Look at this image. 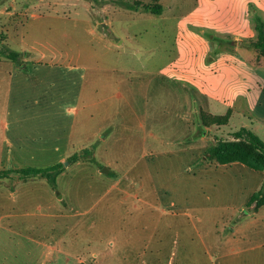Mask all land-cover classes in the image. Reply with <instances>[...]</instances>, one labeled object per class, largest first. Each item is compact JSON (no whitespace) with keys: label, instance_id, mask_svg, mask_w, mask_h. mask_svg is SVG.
I'll return each mask as SVG.
<instances>
[{"label":"rangeland","instance_id":"obj_1","mask_svg":"<svg viewBox=\"0 0 264 264\" xmlns=\"http://www.w3.org/2000/svg\"><path fill=\"white\" fill-rule=\"evenodd\" d=\"M32 1L0 0V171L63 169L0 180V264H264V172L208 158L242 127L264 141L253 43L224 66L259 0Z\"/></svg>","mask_w":264,"mask_h":264},{"label":"trees","instance_id":"obj_2","mask_svg":"<svg viewBox=\"0 0 264 264\" xmlns=\"http://www.w3.org/2000/svg\"><path fill=\"white\" fill-rule=\"evenodd\" d=\"M135 5V4H134ZM138 5V3H136ZM140 5V4H139ZM127 9H139L138 6L128 5ZM144 10L151 11L153 14H161L160 7L143 6ZM254 25L257 33L256 40L252 46L257 50L260 57H264V20L261 16L254 17ZM19 54L14 51H9L8 59L16 62ZM231 113L228 112L224 116H211V122L204 121V126L212 125L224 126L227 125ZM234 139L231 141L218 140L215 146L209 149L208 158L215 161L219 165L241 164L252 170L264 172V141L251 130L241 128L233 133ZM79 155L72 156V161L77 162ZM63 165H58L46 168H27L21 170L0 171V178H9L11 175H17L21 180L41 177L47 179L50 183L55 184L57 176L62 172ZM248 205L254 206L255 210L264 206V180L261 189L254 193Z\"/></svg>","mask_w":264,"mask_h":264},{"label":"crops","instance_id":"obj_3","mask_svg":"<svg viewBox=\"0 0 264 264\" xmlns=\"http://www.w3.org/2000/svg\"><path fill=\"white\" fill-rule=\"evenodd\" d=\"M32 1V0H31ZM64 0H56L55 1V3H53V2H51V1H49V0H46V1H44V2H40V3H42L41 5L43 6V7H47V8H39V9H42V12H43V14H44V12H46V13H49L50 11H53L54 9H51V6L52 5H55V4H59V3H64L63 2ZM34 2L32 1L31 2V4H33ZM40 5V4H39ZM32 9L33 10H35V8L34 7H32ZM86 9H87V12L88 13H91L90 12V10H91V3H89V2H87V4H86ZM107 9V8H106ZM255 10H258V11H260L259 13H258V15L259 16H261L262 18H263V20H264V0H259V3L256 5V9ZM255 13H256V11H255ZM120 14V13H119ZM123 15V14H122ZM8 16H9V13H8ZM32 16V18L33 19H40V16H38V14H32L31 15ZM253 16L254 15H252V16H250V13H248L247 14V16L246 17H252L253 18ZM256 16V15H255ZM42 17V16H41ZM48 17V16H47ZM112 25V23L108 20V19H106V23L104 22V23H102L103 24V26H105V24L107 25V24H109V23ZM254 24V23H253ZM254 29H255V25H254V27H253ZM256 31V30H255ZM255 33V32H254ZM248 33V35H246V36H248L249 37V39L248 40H242L239 36H236L235 37V40H234V44H233V49H232V52L235 54H237L236 56H233V57H231V59H230V62L232 61V63H231V65H229V66H227V65H224L227 69H232L233 68V65L234 64H236L235 62H242V64L243 63H245L246 61H244V59L242 58V56H240L239 55V53L241 52V51H245V50H247V49H250L248 46H245V45H243L242 43L244 42V41H249V43H251V42H254L255 40H256V37H257V33ZM243 49H242V48ZM254 52H252V54L249 56V60H250V62L252 63V65H254L255 66V68L257 69L256 71H255V76H257V78L259 79L258 81H262V85L261 86H259V84L261 83V81H260V83H258L257 82V84L255 85V87H258L259 88V92H258V94H257V96H256V101H255V108H254V115H255V117H256V122L258 123V124H260V125H262V126H264V106H263V104H262V102H264V80L261 78V76L262 77H264V58H259V54H258V52L254 49L253 50ZM26 53H29L28 51L26 52ZM177 54H178V57L180 58V54H181V50L179 49V48H177ZM43 54H42V56H41V58L40 59H38L39 61H36V60H30L28 63L29 64H35V65H40L41 63H43V60H41L42 58H43ZM8 62L9 61H11V60H7ZM11 62H13V63H15L14 61H11ZM51 63H55V62H53V61H50ZM16 64V63H15ZM46 64H48V63H46ZM23 67L25 68V66L23 65ZM22 67V68H23ZM77 68H78V66H77ZM82 68H85V67H82ZM200 79V78H199ZM199 79H198V77L197 76H191V78H190V82L192 83V84H195V86H197L198 87V91H200L199 93H200V95H207L208 94V92H207V90L204 88V86H203V83L201 82L200 83V81H199ZM202 112H204V113H207V115H210V116H224V115H214V114H212V113H209V112H206V111H204V110H202ZM228 112H230L231 113V115H230V119H229V122H228V124L227 125H224V126H218V129H220V128H223V127H226V126H228L229 125V123H230V120H231V118H232V110H229ZM227 112V113H228ZM226 113V114H227ZM225 114V115H226ZM205 128H207L208 130H209V127H206L205 126ZM242 128H246V127H242ZM241 129V128H240ZM239 129V130H240ZM246 129H248V130H251V129H249V128H246ZM102 130V129H101ZM239 130H236V131H231L230 133H229V135H231V134H233V133H235V132H237V131H239ZM254 129H252L251 131L252 132H254L253 131ZM255 133V132H254ZM256 134V133H255ZM257 135V134H256ZM215 146V145H214ZM215 162V161H214ZM216 163V162H215ZM217 164V163H216ZM219 165V164H218ZM232 165H234V164H232ZM222 167H227V166H231V165H221ZM107 169V168H106ZM105 169V170H106ZM255 171V170H254ZM105 173H107V172H105ZM14 176H17V175H11L9 178L7 177V178H0V180L1 179H11V178H13ZM18 177V176H17ZM19 178V177H18ZM20 179V178H19ZM45 179V178H44ZM21 180V179H20ZM27 180H29V179H27ZM27 180H23V181H27ZM262 184H263V182H262ZM262 187V186H261ZM252 207H254V206H252ZM4 211V206L2 205V204H0V212H3Z\"/></svg>","mask_w":264,"mask_h":264},{"label":"water","instance_id":"obj_4","mask_svg":"<svg viewBox=\"0 0 264 264\" xmlns=\"http://www.w3.org/2000/svg\"><path fill=\"white\" fill-rule=\"evenodd\" d=\"M66 165H67V163H66ZM104 172H106V171H104Z\"/></svg>","mask_w":264,"mask_h":264}]
</instances>
